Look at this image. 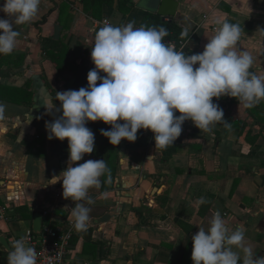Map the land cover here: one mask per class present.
Masks as SVG:
<instances>
[{
  "label": "crops",
  "instance_id": "crops-1",
  "mask_svg": "<svg viewBox=\"0 0 264 264\" xmlns=\"http://www.w3.org/2000/svg\"><path fill=\"white\" fill-rule=\"evenodd\" d=\"M81 1L43 0L30 23L14 26L20 33L14 51L0 55V85L31 93V100H23L18 93L0 91L6 106L0 120L2 201L11 211L25 206L41 213L43 228L72 231L73 264H193L192 236L199 228L207 230L216 212L230 230L243 227L246 243L264 256V100L251 108L213 100L227 125L216 122L204 131L185 121L180 137L163 149L146 130L137 132L135 142L113 146L101 135L111 126L89 122L94 151L77 163L107 158L115 180L112 189L103 191L102 175L100 186L88 190L93 203L86 205L91 209L87 229L74 228L71 208L83 201L65 200L62 181L50 184L69 164L68 141L49 140L45 128L62 115L56 92L88 86L87 74L94 68L88 41L104 22L139 28L145 12L158 14L148 0H132L134 7L123 14L117 0L103 7V21H97L84 12ZM174 1L178 8L172 21L198 39L183 45L185 55L203 52L223 22L236 23L241 28L237 47L254 58L250 71L264 74V0ZM51 10L47 21L36 26ZM0 18L5 14L0 12ZM39 36L66 37L62 73L45 57ZM201 197L206 202L197 204ZM32 223L2 221L0 239L10 247L13 236L33 231ZM88 231L92 241L84 247Z\"/></svg>",
  "mask_w": 264,
  "mask_h": 264
},
{
  "label": "clouds",
  "instance_id": "clouds-1",
  "mask_svg": "<svg viewBox=\"0 0 264 264\" xmlns=\"http://www.w3.org/2000/svg\"><path fill=\"white\" fill-rule=\"evenodd\" d=\"M42 3L4 0L0 55L14 51L20 35L14 26L30 23ZM167 35L162 26L134 28L132 23L113 26L105 22L88 41L94 64L87 74L88 86L56 92L62 115L46 122L45 128L49 140L68 141L69 164L50 184L62 181L65 200L83 201L75 203L70 212L77 231L86 230L90 219L91 209L86 205L93 201L88 190L99 187L100 177L107 171L104 159L77 163L94 151L95 136L86 126L89 122L110 125V129H101V135L113 146L122 140L135 142L137 132L146 130L153 133L156 147L163 149L180 137L185 121L204 131L216 122L228 124L213 98L228 96L247 108L264 100V74L251 72L253 56L237 47L239 24L223 22L207 39L203 52L193 55L165 43ZM187 35V30L181 33ZM5 110L0 103V120L5 119ZM205 202L203 197L197 200V204ZM192 244L193 264H264V256L256 255L246 243L243 227L230 230L219 212L212 216L207 230L199 228L192 236ZM7 264H37V253L17 239Z\"/></svg>",
  "mask_w": 264,
  "mask_h": 264
},
{
  "label": "trees",
  "instance_id": "trees-1",
  "mask_svg": "<svg viewBox=\"0 0 264 264\" xmlns=\"http://www.w3.org/2000/svg\"><path fill=\"white\" fill-rule=\"evenodd\" d=\"M117 0H82L81 3L83 5L84 12L88 14L92 19L101 21L102 20V10L104 6L113 7ZM134 7V3L132 0H119V10L123 14H128L132 8ZM51 10L48 14H46L42 20L36 23V26L40 27L43 25L47 19L49 14L52 12ZM164 27L168 31V35L164 38L165 43L174 42L177 45V48L182 47L188 41L193 40L197 41L195 35H191L188 33L187 36L182 37L181 33L184 31L182 27H180L177 23L173 21H165L161 16L152 12H145L140 23V27ZM139 27V28H140ZM65 36H61L57 40H52L43 36H39V42L41 44L42 51L46 58H49L52 62H54L58 68V73H62L63 63L65 61V56L68 51L67 46L65 45ZM19 57L17 58L18 61ZM2 65L7 64L5 60L1 61ZM13 64V63H12ZM17 65V63H16ZM0 91L8 93H18V95L25 96L22 97L23 100H31V93L27 91V88L17 89L6 87L5 85H0ZM6 100V99H5ZM107 166V171L103 175L102 180V189L103 191L112 189L113 182L115 180V168L112 167L111 162L106 158L104 159ZM35 213L30 210L29 207H15L13 210L9 211V216L12 220H32ZM85 244L84 247L87 246V243L92 241V232L88 231L85 235ZM73 242V240H72ZM7 256L8 251L4 249V247L0 243V264H7Z\"/></svg>",
  "mask_w": 264,
  "mask_h": 264
},
{
  "label": "built area",
  "instance_id": "built-area-1",
  "mask_svg": "<svg viewBox=\"0 0 264 264\" xmlns=\"http://www.w3.org/2000/svg\"><path fill=\"white\" fill-rule=\"evenodd\" d=\"M103 21V20H102ZM168 21V19H165ZM105 23V22H104ZM177 51L184 52L183 46L177 48L176 43L169 42ZM198 67V65L196 66ZM214 101L236 102L234 98L224 96L213 98ZM10 207L2 201L0 196V222L11 221L9 216ZM72 231L53 229L51 227L42 228L40 233L29 230L23 235L13 236L10 240V249L17 239H23L26 246H31L37 253V264H73L76 248L72 245Z\"/></svg>",
  "mask_w": 264,
  "mask_h": 264
},
{
  "label": "water",
  "instance_id": "water-1",
  "mask_svg": "<svg viewBox=\"0 0 264 264\" xmlns=\"http://www.w3.org/2000/svg\"><path fill=\"white\" fill-rule=\"evenodd\" d=\"M149 1L152 5V8H150L151 11H157L158 15L161 16L163 20L168 19V21H172L178 8V2L174 0H148L147 2ZM32 228L34 233L41 232L43 228V215L41 213H36L34 215ZM0 243H2L9 252L10 247L2 238L0 239Z\"/></svg>",
  "mask_w": 264,
  "mask_h": 264
},
{
  "label": "rangeland",
  "instance_id": "rangeland-1",
  "mask_svg": "<svg viewBox=\"0 0 264 264\" xmlns=\"http://www.w3.org/2000/svg\"><path fill=\"white\" fill-rule=\"evenodd\" d=\"M1 235V234H0ZM1 245H3V244H1Z\"/></svg>",
  "mask_w": 264,
  "mask_h": 264
}]
</instances>
